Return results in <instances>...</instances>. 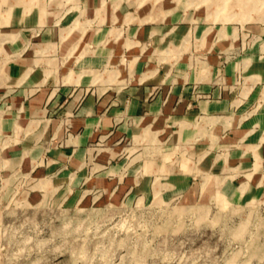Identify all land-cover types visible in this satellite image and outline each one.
Instances as JSON below:
<instances>
[{
    "label": "crops",
    "instance_id": "obj_1",
    "mask_svg": "<svg viewBox=\"0 0 264 264\" xmlns=\"http://www.w3.org/2000/svg\"><path fill=\"white\" fill-rule=\"evenodd\" d=\"M209 1L0 0V204L24 176L52 204L201 176L228 202L261 196L264 0Z\"/></svg>",
    "mask_w": 264,
    "mask_h": 264
},
{
    "label": "rangeland",
    "instance_id": "obj_2",
    "mask_svg": "<svg viewBox=\"0 0 264 264\" xmlns=\"http://www.w3.org/2000/svg\"><path fill=\"white\" fill-rule=\"evenodd\" d=\"M221 1L208 2L212 15L225 16ZM232 2L223 4L226 12L243 10V2ZM261 13L264 6L249 21ZM215 185L201 176L176 197L138 186L119 203L86 196L52 204L41 202L24 176L0 204V264H264V191L236 204L202 190Z\"/></svg>",
    "mask_w": 264,
    "mask_h": 264
},
{
    "label": "bare ground",
    "instance_id": "obj_3",
    "mask_svg": "<svg viewBox=\"0 0 264 264\" xmlns=\"http://www.w3.org/2000/svg\"><path fill=\"white\" fill-rule=\"evenodd\" d=\"M243 6V5H242ZM242 12V11H241Z\"/></svg>",
    "mask_w": 264,
    "mask_h": 264
}]
</instances>
